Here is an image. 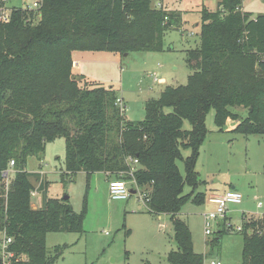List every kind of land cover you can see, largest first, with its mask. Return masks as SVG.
I'll return each instance as SVG.
<instances>
[{
  "label": "trees",
  "instance_id": "trees-1",
  "mask_svg": "<svg viewBox=\"0 0 264 264\" xmlns=\"http://www.w3.org/2000/svg\"><path fill=\"white\" fill-rule=\"evenodd\" d=\"M152 1L41 0L35 10L12 8L10 21L0 23V235L12 240L10 264H54L62 252L48 255L46 235L83 231L84 206L75 213L68 198H47L45 181L41 206H31L27 159L57 138L65 144L61 182L80 172L86 188L94 173L133 179L148 212L169 216L177 249L167 253V263L204 264L176 215L184 204L202 205L206 198L196 192V163L210 110L220 131L237 121L231 132L264 136V14L252 18L242 0H221L214 11L203 7L199 45L185 52L186 84L166 86L145 102L142 121H128L111 88L75 79L72 55L162 52L163 35L179 26L180 12L157 9ZM130 160L137 161L132 177ZM10 161L5 190L2 173ZM244 228L241 264H264V214L250 216Z\"/></svg>",
  "mask_w": 264,
  "mask_h": 264
},
{
  "label": "rangeland",
  "instance_id": "rangeland-1",
  "mask_svg": "<svg viewBox=\"0 0 264 264\" xmlns=\"http://www.w3.org/2000/svg\"><path fill=\"white\" fill-rule=\"evenodd\" d=\"M34 1L5 0V7L31 8ZM157 1H152L154 7L159 4ZM220 1L183 0V6L188 10L185 14L186 30L183 33L178 31L180 25L165 31L162 52H132L125 57L110 52L73 53V60H81L79 68L72 70L73 76L79 82L83 80L111 88L118 98H122L125 119L142 121L146 101L157 99L166 86L186 84L190 70L185 52L199 45L200 11L203 7L214 11ZM242 10L250 13L252 18L264 14V0H242ZM160 77L165 78L166 85L156 83ZM233 110L244 117L243 110ZM213 119L214 111L210 110L205 120L208 135L200 147L196 163L201 181L196 192L205 194L204 204L188 202L176 216L189 227L193 250L204 256V264H241L242 233L248 219L242 216L256 212L264 214V136L231 132L237 121L228 122L220 131ZM184 128L189 129L187 123H184ZM44 147L41 154L27 159L25 167L26 172L33 174L30 181L38 193L31 199L32 208L41 206L43 192L39 184L45 181L48 184L47 198H68L75 213L81 212L83 206L85 209L81 233L54 232L46 235L48 255L54 256L57 248L62 252L54 264H168L167 253L177 249L169 216L150 214L144 199L139 196L143 190L134 188L136 194L118 201L109 197L111 179L104 173L92 174L88 188L82 172L61 182L64 139L57 138ZM188 154V151L182 152L184 158ZM177 165L183 175L182 163L177 162ZM232 186L241 195V203L228 205V221L212 222L211 234L205 235L203 213L213 208L207 203L208 196L222 194ZM190 191L189 187L184 188V194ZM258 202L262 206H257ZM226 222L230 227L224 226ZM239 225L243 227L241 233L234 231ZM218 230L222 232L220 240L216 241Z\"/></svg>",
  "mask_w": 264,
  "mask_h": 264
},
{
  "label": "built area",
  "instance_id": "built-area-1",
  "mask_svg": "<svg viewBox=\"0 0 264 264\" xmlns=\"http://www.w3.org/2000/svg\"><path fill=\"white\" fill-rule=\"evenodd\" d=\"M41 0H36L32 3L31 8H26L27 10H35L39 8ZM3 5V7H2ZM157 9H161V5H157ZM11 9L5 7V0H0V23H8L10 21ZM264 57V51H263ZM115 104L119 106L121 112L123 113L124 108L121 106V100L116 99ZM132 167L128 175L132 177V172L137 164L136 160H130ZM14 162L10 161L6 171L2 173V183L4 189L7 190L9 183V175L13 172ZM138 191L133 179L131 180H111L108 185L109 197L112 200L124 201L127 200L131 194L132 190ZM134 190V191H135ZM135 191V194L137 193ZM38 195L37 190L33 189L30 193L31 199ZM141 198L143 196L139 195ZM241 195L235 190H228L222 194H211L207 198V203L211 204L213 208L205 213H203V223H204V233L205 235L211 234L210 224L212 222L227 221L226 212L228 205H238L241 203ZM225 227H230L229 223L224 224ZM234 231L241 233L243 227L241 225L236 226ZM12 244L11 238L7 237L4 233L0 235V258L1 264H10L11 259L14 257L13 251L10 249ZM210 264H220L219 262H210Z\"/></svg>",
  "mask_w": 264,
  "mask_h": 264
},
{
  "label": "crops",
  "instance_id": "crops-1",
  "mask_svg": "<svg viewBox=\"0 0 264 264\" xmlns=\"http://www.w3.org/2000/svg\"><path fill=\"white\" fill-rule=\"evenodd\" d=\"M156 3H159V4H161L164 8H166V9H168V10H170V11H177V12H180V24H179V26L181 25V27H180V29L178 28V31H181V33H183L186 29H185V26H186V17H185V14H187L188 13V10H185V7L183 6V0H181V2H179V1H177V0H158ZM188 51V50H187ZM73 56V55H72ZM117 56H120L119 54H117ZM72 59H73V57H72ZM80 62H81V60H73V66H72V70L74 69V68H79V66H80ZM157 84H159V85H166V83H165V78H163V77H160V78H158L157 79V82H156ZM117 98H118V96H117ZM118 99H122V98H118ZM122 101V100H121ZM123 107V106H122ZM123 113H124V111H123ZM229 122H231V121H229ZM235 128V127H234ZM233 128V129H234ZM232 129V130H233ZM105 176L107 177V178H110L111 179V177L109 176V175H107V174H105ZM112 180V179H111ZM232 187H234V189L236 190V187L235 186H232ZM232 187L229 189V190H232ZM226 191H228V190H226ZM214 194H216V193H214ZM220 194V193H219ZM257 206H262V204L260 203V202H258V204H257ZM34 209L36 208V207H33ZM263 213H259V212H256L255 214H248V215H243L242 216V218L244 217V216H246V217H250V216H253V217H260L261 215H262ZM160 217V216H159ZM242 218H241V222H242ZM227 220V219H226ZM228 221V220H227ZM189 228V227H188ZM190 230V229H189ZM191 232V231H190Z\"/></svg>",
  "mask_w": 264,
  "mask_h": 264
},
{
  "label": "water",
  "instance_id": "water-1",
  "mask_svg": "<svg viewBox=\"0 0 264 264\" xmlns=\"http://www.w3.org/2000/svg\"><path fill=\"white\" fill-rule=\"evenodd\" d=\"M127 54H124L123 56L125 57ZM234 189V187H232V190ZM131 194H135V191L134 190H132L131 191ZM34 209V208H33Z\"/></svg>",
  "mask_w": 264,
  "mask_h": 264
}]
</instances>
